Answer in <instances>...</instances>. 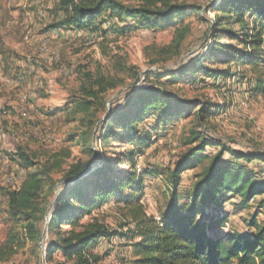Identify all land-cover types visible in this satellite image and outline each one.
Returning a JSON list of instances; mask_svg holds the SVG:
<instances>
[{
	"label": "trees",
	"instance_id": "obj_1",
	"mask_svg": "<svg viewBox=\"0 0 264 264\" xmlns=\"http://www.w3.org/2000/svg\"><path fill=\"white\" fill-rule=\"evenodd\" d=\"M59 1L63 18L49 29L96 33L107 21L111 26L114 21L117 27L113 33L122 36L174 29L175 48H180L187 37L189 28L179 27L185 19L197 13L205 21L200 14L204 8L179 0ZM206 11L216 14L207 32L212 40L207 55L179 73L157 76L156 84L130 88L121 106L113 103L110 107L107 96L124 80L111 74L81 73L77 96L57 114L73 116L75 121V117L83 116L86 131L81 135V144L88 161L70 164L62 178L55 180L53 174L63 167L61 157L69 158L70 154H54L39 162L36 154L19 147L8 155L25 171V177L19 188L3 196L13 228L0 246V262L8 261L23 243L32 242L41 250L43 240L46 248L41 253L47 264H99L101 258L89 252L90 247L102 239L111 241L129 234L134 241L136 264H264V221L253 216L248 222L251 232L230 230L227 226L232 223V215L226 210L231 205L242 212L249 209L251 201L264 196L263 178L249 168L252 164L264 166V151L240 152L209 135L207 123L219 107L181 100L161 81L167 78L171 85H195L200 75V83L205 84L210 80L240 82L249 74L254 94L264 95V0H219ZM225 38L230 43L223 42ZM116 68L126 70L125 62L118 61ZM194 109H199L197 128L186 140L188 149L168 170L171 201L158 221L147 214L142 202L144 177L152 173L145 167L138 173L136 160L156 142L159 129H167ZM101 113L103 118L98 117ZM150 119L152 123L148 124ZM98 141L104 148L102 156L93 145ZM118 145L134 148L111 157L108 149ZM209 148L218 151L182 192L184 174L204 164ZM93 163L97 165L92 167ZM124 165L128 168H121ZM236 198L240 199L237 204L233 202ZM112 199L124 217L126 233L111 230L93 216ZM258 208L259 215L264 214V198L259 200ZM46 227L51 238L45 241ZM21 230H26L25 237Z\"/></svg>",
	"mask_w": 264,
	"mask_h": 264
},
{
	"label": "rangeland",
	"instance_id": "obj_2",
	"mask_svg": "<svg viewBox=\"0 0 264 264\" xmlns=\"http://www.w3.org/2000/svg\"><path fill=\"white\" fill-rule=\"evenodd\" d=\"M188 6L204 8L202 21L195 13L184 20L189 28L187 37L180 48L172 46L175 38L174 29L162 31H137L124 36L118 35L114 21L107 23L96 33L84 31L81 37L74 38L73 30H53L50 26L63 18L59 0H0V54L3 55L5 68L0 75V246L9 238L13 224L4 202V195L9 190L19 188L24 180L25 171L12 161L13 154L19 147L26 148L38 157L39 162L52 158L54 154H70L62 158L63 167L53 177L60 180L70 164L89 160L81 144V135L86 131L81 122L82 115L67 117L58 113L68 101L74 99L82 83L81 73L111 74L124 80L116 91L108 94L110 107L121 106L130 88H143L145 84L158 83L157 76L179 73L189 68L192 62L202 59L211 47V37H207L209 23L214 22L216 14L206 8L219 3V0H179ZM11 13V14H10ZM15 17V18H14ZM14 24L19 27L15 33L8 31ZM111 26V27H110ZM11 28V27H10ZM109 30V31H108ZM109 32V35H104ZM91 36V37H90ZM93 38V39H92ZM225 43L230 41L225 38ZM123 60L126 70L116 68ZM207 65V64H206ZM209 65V64H208ZM214 68L222 69L220 65ZM234 71L239 72L233 67ZM244 69V73H245ZM136 74V75H135ZM245 81L210 80L190 85L179 82L176 85L161 81L168 90L181 100H193L199 104L211 103L219 107L207 123L209 135L222 140L229 147L240 152L264 151V95H255L252 91L251 76L245 74ZM152 76L153 78H149ZM201 78V77H200ZM220 82V83H219ZM222 85V87L220 86ZM181 117L167 129H159L158 139L144 154L136 160V171L146 170L152 174L144 177L142 202L148 215L160 221V216L171 201L167 173L176 160L187 149L186 140L193 128H197L196 111ZM98 117L103 118V114ZM105 118V117H104ZM105 120V119H103ZM152 123V119L148 121ZM97 131V130H96ZM100 132H98L97 138ZM97 154L102 156L103 146L93 143ZM134 146L118 145L109 148V155ZM218 149L209 148L207 159L193 171L184 174L182 192L195 181L209 164V159ZM227 160H230L226 156ZM143 160V161H142ZM93 163L92 166H96ZM139 167V168H137ZM127 169L128 166L121 167ZM249 168L259 173L264 180V166L252 164ZM21 173V180H15ZM260 197L251 201L250 207L242 212L235 211L231 205L226 210L232 216L227 228L242 233L251 232L248 222L253 216L264 221V214L259 215ZM234 199V203L239 202ZM115 200H110L93 216L104 221L111 230L126 233L122 213ZM89 220L85 219L83 222ZM25 237L26 230H21ZM45 241L51 238L46 231ZM131 235L116 237L111 241L102 239L90 247L89 252L101 258L99 264H136L137 257L132 246ZM43 251V241L40 244ZM46 246L44 247L45 250ZM39 247L32 242L17 246L16 254L0 264H47ZM56 259H61L57 256Z\"/></svg>",
	"mask_w": 264,
	"mask_h": 264
},
{
	"label": "crops",
	"instance_id": "obj_3",
	"mask_svg": "<svg viewBox=\"0 0 264 264\" xmlns=\"http://www.w3.org/2000/svg\"><path fill=\"white\" fill-rule=\"evenodd\" d=\"M11 25L12 26H10L11 28L10 27L8 28V31L15 33L17 30H19V27H16L13 23ZM83 32L84 31H81V33H83ZM3 61H4L3 55L0 54V75H1V73H4L3 69L5 68V65H4Z\"/></svg>",
	"mask_w": 264,
	"mask_h": 264
},
{
	"label": "built area",
	"instance_id": "obj_4",
	"mask_svg": "<svg viewBox=\"0 0 264 264\" xmlns=\"http://www.w3.org/2000/svg\"><path fill=\"white\" fill-rule=\"evenodd\" d=\"M82 35H81V31H77V30H74V38H77V37H81ZM144 86H148L147 84H145ZM143 161V160H142ZM21 173L22 172H18V174H16V176H15V180H18V176H19V178H20V180H21ZM44 247H45V244H44V242H43V251H44Z\"/></svg>",
	"mask_w": 264,
	"mask_h": 264
},
{
	"label": "water",
	"instance_id": "obj_5",
	"mask_svg": "<svg viewBox=\"0 0 264 264\" xmlns=\"http://www.w3.org/2000/svg\"><path fill=\"white\" fill-rule=\"evenodd\" d=\"M110 104H111V103H109V106H110ZM92 167H93V166H92ZM47 223H49V218H48V220H47ZM46 230H47V227H46L45 231H46ZM42 241H43V240L40 241V244H41ZM44 258H45V257H44ZM45 260H46V259H45Z\"/></svg>",
	"mask_w": 264,
	"mask_h": 264
},
{
	"label": "bare ground",
	"instance_id": "obj_6",
	"mask_svg": "<svg viewBox=\"0 0 264 264\" xmlns=\"http://www.w3.org/2000/svg\"><path fill=\"white\" fill-rule=\"evenodd\" d=\"M82 34V33H81ZM91 37V36H90ZM93 39V38H92ZM1 141H2V135H1V133H0V143H1ZM137 168H139V167H137ZM22 172H24V170H22Z\"/></svg>",
	"mask_w": 264,
	"mask_h": 264
}]
</instances>
